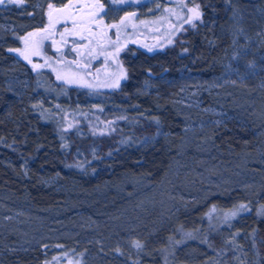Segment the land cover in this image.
<instances>
[{
  "label": "rangeland",
  "instance_id": "374dc122",
  "mask_svg": "<svg viewBox=\"0 0 264 264\" xmlns=\"http://www.w3.org/2000/svg\"><path fill=\"white\" fill-rule=\"evenodd\" d=\"M48 2L0 5V48L23 47L17 37L47 23ZM103 2L109 11L106 22L135 11L138 24L140 19L158 20L163 8L178 11L176 0H158L160 9L155 0ZM196 3L206 23L193 32L188 47L201 39L204 53L194 57L187 47L188 68L182 65L176 74L160 79L150 73L134 87L124 86L127 78L118 88L99 86L103 75L91 88L68 83L58 80L50 67L34 71L16 53L0 54V264H57L54 257H61L58 264L68 259L75 264L79 253H84L81 264H165V256L168 264H240L237 256L243 264H264L258 250L264 247V217L256 215L264 204V0H234L236 18L223 0ZM171 22L179 24L174 16ZM128 32L118 56L126 75L121 56L129 45L151 48L149 52L167 50L171 56L186 31L161 22ZM63 51L66 60L78 59L68 48ZM238 51L241 58L234 59ZM59 56L46 41L42 55L32 60L44 64L45 57ZM249 62L255 67L248 68ZM96 67H103L102 59L93 61L92 70ZM236 68L239 75L232 70ZM110 71H116L113 62ZM36 104L42 109H34ZM177 115L183 123L178 129L172 123ZM129 117L159 120L162 131L146 140L128 131L118 143L87 141L108 134ZM224 135L249 149L226 153L220 142ZM159 139L177 148L170 150L176 158L173 172L164 179L149 181L135 172L90 180L96 176L92 166L124 157V152L156 162V151L152 156L145 149H157ZM179 166L185 170L178 173ZM249 201L251 212L231 220V227L224 223L225 213ZM186 232L195 238H185ZM236 232L239 249L225 243ZM169 237L184 242L174 244ZM134 240L144 244L142 251L132 246ZM217 244L225 251L218 253Z\"/></svg>",
  "mask_w": 264,
  "mask_h": 264
},
{
  "label": "snow or ice",
  "instance_id": "6c2138e0",
  "mask_svg": "<svg viewBox=\"0 0 264 264\" xmlns=\"http://www.w3.org/2000/svg\"><path fill=\"white\" fill-rule=\"evenodd\" d=\"M110 2L113 5H125L129 3L140 4L142 0H110ZM155 2L156 8L160 9L161 5L158 0H155ZM223 2L226 5V11L231 10L232 17L236 18L239 9L236 7L234 0H223ZM24 3L25 0H0V5L22 6ZM190 4L193 6L190 7ZM206 6L211 7V4L209 3ZM106 7L103 0H56V2L49 0L46 7L47 23L35 31H29L25 35L18 36L17 39L21 41L23 47L9 48L8 51L22 57L32 65L34 71H39L43 67L52 68L57 73L56 78L58 80H64L68 83H81L91 88L97 86L92 81H100V77L103 75L104 81L99 86L118 88L120 86V80L127 78L125 69L118 61V56L121 49L126 46L128 38H130L128 32L130 27L135 30L140 26L147 27L149 24L155 25L166 22L171 29L187 31L184 25H188L191 29H196L206 23L203 18L204 12L200 4L196 3V0H176L178 11L172 8H163L162 16L158 20L146 21L140 19L138 24L134 23L138 19V14L135 11L126 13L119 18L118 22H111L110 20L106 22V17L109 16V11L106 10ZM153 11L155 10L149 8V12ZM213 11H215V8H213ZM163 13H167V15L165 16ZM173 16L179 21V24H173L171 22V17ZM239 32L243 34V29H240ZM169 35L171 36V34ZM122 37H124L123 40ZM46 41H51V44L55 46L56 52L60 53L59 58L52 60L49 57H45L44 64L33 63L32 57L42 55ZM171 42L172 40L169 38L168 43ZM233 43L235 44L236 41H233ZM64 48H68L70 53H75L78 59L66 60L63 51ZM151 50L149 48V51ZM233 58H241V53L239 51L236 52ZM101 59L103 67H96L92 70L93 61ZM110 62L115 63L116 71H110ZM53 65H58L59 67H53ZM247 67L254 68L255 63L249 62ZM232 70L237 75L240 74L238 68ZM88 77H91V81L87 79ZM232 83H236V81H232ZM57 107L59 106L57 105ZM33 108L38 110L42 109V104L33 105ZM122 118L126 119V117ZM156 122L159 123V120ZM64 147H67V145L65 144ZM71 166L69 165V167ZM75 166L82 167L79 164ZM250 205L251 201L235 206L232 210L224 214V223L231 227V220L242 213L252 211ZM256 215L258 217H264V204H260L256 210ZM239 234V232H236L225 243L239 249L240 245L235 243L236 237ZM184 237L190 239L195 238L192 233L188 232L184 233ZM168 239L169 241H173V237H169ZM173 242L174 244H181L184 240H175ZM202 242L209 243L207 239ZM132 246L139 251H142L144 248V244L139 240L132 241ZM209 246L211 247L210 244ZM57 247L63 246L57 245ZM72 251L75 252V250ZM116 251L119 252L120 249L117 248ZM160 251L166 252L168 249H161ZM63 255L67 257L69 253L66 251ZM78 256L80 259H77L75 264H81L84 253H79ZM53 259L58 264L61 257H54ZM235 259L240 264H243L239 256L235 257ZM164 260L165 264H168L167 256L164 257ZM67 264H73V260L68 259ZM134 264H139V261L134 262Z\"/></svg>",
  "mask_w": 264,
  "mask_h": 264
},
{
  "label": "trees",
  "instance_id": "16d2710c",
  "mask_svg": "<svg viewBox=\"0 0 264 264\" xmlns=\"http://www.w3.org/2000/svg\"><path fill=\"white\" fill-rule=\"evenodd\" d=\"M196 29L190 30L187 28V31L185 32L182 41L178 40L173 45V47L175 48V52L171 56L167 55V50H163V51L160 50L153 54L142 53V52H138L137 54L130 53L125 59V64L127 65L129 77L127 80L128 82L124 86L133 87V84L131 83L133 82L139 83L143 79V77L148 76V71H147L148 69L152 70L153 74L156 75V78L160 79L165 76L169 77L172 76L173 74H176L178 72V69L182 65L188 68L190 65L188 60L189 59L188 50L191 51L194 57L200 56L204 53V44L203 42H201L202 41L201 39L198 38L195 39L193 46H191V48L188 47L189 38L191 37V35L193 36V32L195 31L198 32L197 31L198 29L197 30ZM190 32L192 33L190 34ZM187 47L188 50L185 51ZM194 68L196 69V67ZM233 120H235V118ZM229 121H231V119ZM172 123L175 126V128L178 129L179 128L178 126H182L183 124L182 117L180 115H177V117L173 119ZM115 126L116 127L114 128V130L109 132L108 134L92 135L90 136V138L87 139V141L101 142L104 140H109L118 143L124 138V136L127 134L128 131H133L141 139L146 140L151 137L159 136V134L162 131V127L160 124L154 122L149 123L147 120L143 118L129 117L127 121H120L117 124H115ZM159 140H160V144L159 142L158 144H156L157 149L155 150L154 148L145 149L148 152H150V154L153 151H156V153L154 154V158L155 159L159 158V160H157L156 162H152L153 161L152 159L151 160L147 159L149 157L148 155H147L148 157H146L145 155L144 156H137L134 154L127 155V153L124 152V157L115 158L110 162H106V163L101 162L96 164L95 166H92L93 169L96 170L95 171L96 176L90 180L100 181L107 178L106 175L110 174V176H112L116 173L118 175L127 174V173H133V174L142 173L148 176L149 181H155V182L156 181L158 182L163 177L164 178L167 177L169 173L173 172L170 171V169L171 166L173 165L174 157L176 158L174 154L175 152L172 153L170 150L173 147H174L173 149H177V148L175 146L170 148L168 144L165 143L163 144L162 139ZM242 141H244V139H242ZM220 142L222 144L221 150L226 151V153L228 154L233 153L237 149H243V150L249 149V147L247 148L243 147L244 144L241 141L240 143H234L231 142V140L229 141V137H226L225 135L222 136V141ZM257 148L258 147L255 145H250V149H257ZM178 157L182 159L183 156H178ZM183 170H185V168L181 167L178 173L183 172ZM216 200L220 205L223 202L221 196H218ZM197 212H199V209L196 211V213ZM215 250L218 253H222L225 251L222 244H217L215 246ZM258 250L261 253L262 257L264 258V247L260 246L258 247Z\"/></svg>",
  "mask_w": 264,
  "mask_h": 264
},
{
  "label": "flooded vegetation",
  "instance_id": "af4514ba",
  "mask_svg": "<svg viewBox=\"0 0 264 264\" xmlns=\"http://www.w3.org/2000/svg\"><path fill=\"white\" fill-rule=\"evenodd\" d=\"M130 47H129V49L127 50V51H125L126 53L123 55V56H121V59H123L124 58V62H125V59H126V57L131 53H138V52H142V53H149V54H153V53H156V52H149V51H147V50H144V49H141L140 47H138V46H136L135 44H131V45H129ZM0 54H2V55H5V56H12L13 55V53L12 52H9L8 51V47H2V48H0ZM123 62V61H122ZM128 70V69H127ZM148 71V75H150V73H153V71L152 70H147ZM127 73H128V71H127ZM128 77H129V74L127 75V79H128ZM128 81H126L125 82V84L124 85H126V83H127ZM131 84H133V87L134 86H136L138 83L137 82H133V83H131ZM128 87V86H127Z\"/></svg>",
  "mask_w": 264,
  "mask_h": 264
}]
</instances>
